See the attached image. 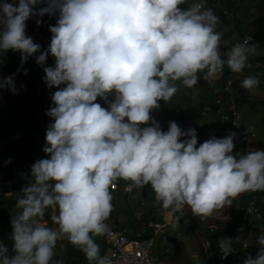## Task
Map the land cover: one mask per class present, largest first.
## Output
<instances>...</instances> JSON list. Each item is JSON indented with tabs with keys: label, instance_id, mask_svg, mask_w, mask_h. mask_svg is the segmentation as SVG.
Masks as SVG:
<instances>
[{
	"label": "clouds",
	"instance_id": "clouds-1",
	"mask_svg": "<svg viewBox=\"0 0 264 264\" xmlns=\"http://www.w3.org/2000/svg\"><path fill=\"white\" fill-rule=\"evenodd\" d=\"M40 3L0 0V51H18L21 65L38 53L45 85L56 88L45 110L52 118L44 133L47 155L30 165L17 194L11 248L0 241V264H64L54 249L65 238L89 264H106L93 237L109 231L110 186L118 180L128 182L126 192L149 186L169 215L187 206L207 217L240 193L264 191V149L234 153L235 132L197 145L194 128L169 120L162 130L150 115L176 93L175 81L192 88L198 74L212 80L225 65L240 73L256 49L251 37L223 52L219 17L203 0L183 8L186 0H46L36 8ZM44 14L57 19L41 51L25 22ZM49 55L54 64L45 66ZM240 83L251 90L259 79L248 75ZM3 88L16 94L13 75L0 79ZM232 240L217 241L222 259L233 251ZM257 245L243 264H264V227Z\"/></svg>",
	"mask_w": 264,
	"mask_h": 264
},
{
	"label": "rangeland",
	"instance_id": "rangeland-1",
	"mask_svg": "<svg viewBox=\"0 0 264 264\" xmlns=\"http://www.w3.org/2000/svg\"><path fill=\"white\" fill-rule=\"evenodd\" d=\"M46 0H41V3L36 5V8L43 7L42 2ZM228 0H219V3L217 4V8L215 10H223L227 9V19L224 23H219L216 26V31H221V40L220 43L222 45H225L226 47H229V40L232 36V43L236 44L239 42L238 38V31L235 23V17L239 19L242 23L239 29L244 34L247 32V29L252 33L257 32L259 26H261L262 32L264 33V0H231V5L227 6L225 3ZM192 0H186L185 5H181L180 7H186L187 4L191 3ZM225 2V3H224ZM37 19H40L41 22L44 25V32L43 37H46L48 40L47 45L46 42H42V45H45V49L47 48L49 42L51 33L49 31V25H54L57 19V16L54 14L52 16H49L48 14H44L42 17L38 16H31L27 22V26L36 22ZM25 22V23H27ZM250 25L248 26V23ZM252 33V34H253ZM234 34V35H232ZM260 34V32H259ZM257 36V34H256ZM263 41V40H262ZM256 45V48L259 50V52L263 53L264 57V42L260 43V41ZM256 44V43H255ZM225 47V48H226ZM44 49V50H45ZM259 52H256V54H260ZM6 62L1 64L0 67V76L3 78L5 76H9V74L4 70L6 65H11L14 61L12 59V53L11 49H9L7 52H5ZM48 60L51 62L54 61L53 57L48 56ZM49 62V63H50ZM53 64L50 63L47 66H52ZM44 73V72H43ZM202 77H199L201 79ZM15 82H20L19 85L22 87L21 90H23V95L18 98V94H11L10 98L5 96L4 104L0 102V105L2 109H8L10 116L7 120L0 121V150L5 148L9 135L6 134L8 131H18L21 132L24 135H27L30 137L31 135H35L33 133V128H35L34 124H37L39 128L41 129V132H39V137L36 136L37 140H39V143L44 146L45 142L40 140V137L45 133L46 127L49 124V119L47 115H45V110L51 105L50 100V92H53L56 90V88L49 89L45 83L40 82L37 80L36 75L27 72V73H15L14 77ZM31 83L34 85V87H31ZM177 86L176 93L167 101L163 102L160 101V107L153 109L150 112V115L155 118L157 113L166 114L167 107L170 106L173 103H182L185 98L188 99L191 97V103H194L196 101L195 95H191L189 88L182 85L179 81L174 82ZM62 87V86H61ZM195 89V86H193ZM194 91V90H193ZM3 92V93H2ZM8 94V89L3 88L0 91V98H4L3 94ZM11 92L9 91V94ZM245 94L244 99L238 100L239 105V119L240 123L242 122L245 126H252L254 128V131L256 133L257 139L264 140V123L262 122V118L264 117V78L259 79V84L254 87L253 89L249 90L246 89V91L243 92ZM186 95V96H184ZM1 101V99H0ZM101 104V106L106 107L103 100H101L100 97H97V101ZM213 119V118H212ZM218 122V120H217ZM241 123V124H242ZM31 124V127H30ZM24 127V128H22ZM29 127V128H27ZM33 127V128H32ZM214 129L216 133H220V130L223 132L228 131V127H223L221 129L219 126L215 125ZM230 130V129H229ZM43 147L41 146V149ZM9 151V149H8ZM43 153V152H42ZM10 158L8 155H6L2 161L5 162ZM5 164V163H4ZM14 171H17L15 168ZM2 170H0V179L3 181H0V192L4 189L10 188V190L13 192L10 194V196H3V200L5 203L4 206H14V202L16 201L17 194L20 193L19 183L15 184V181L11 179H5L2 175ZM19 173V172H18ZM24 173L26 177L30 176V168L26 172H20ZM17 174V177H21V175ZM21 177L20 179L25 181L26 178ZM122 181V180H121ZM118 183V182H117ZM15 187H13V186ZM22 187V186H21ZM17 191H14V190ZM114 196L112 195V199L116 203V210L113 213V219L115 220L116 215H119L120 219H126V226L134 225L136 222V216L132 212V205L133 201L128 200L126 197V193L123 192L121 183H118V187L113 190ZM126 194V195H125ZM19 211V210H18ZM162 209L160 207L155 208L154 207V214L158 220H162ZM227 218V216H225ZM108 220V219H107ZM49 225L50 222L46 220ZM138 222L140 221L137 220ZM212 221L209 219L205 220L204 223L206 227L197 226L188 228L185 224L182 222H179L175 219L174 227L167 226L165 228L164 232L165 234H169L173 228H176V230L179 232V237H169L167 240L162 239L161 234H153L152 233V247H151V254L153 257H156L160 259L161 264H207V257L206 255H203L201 252V238L204 233L208 232V229L210 227V224ZM115 223V221H114ZM140 224H143V221L139 222ZM93 239L95 242L99 245V253L104 252L105 247V241L103 242V237L101 236H94ZM211 250L214 252L215 250ZM56 257L54 258H61V255H65L67 252L69 255V251L71 252L70 255H74L75 253L80 252L78 248L75 249V247H70L68 244V241L65 239L58 240L56 247L54 249ZM108 252V251H106ZM205 256V258H204ZM66 259V260H64ZM73 259H78L77 257H73ZM157 259V260H158ZM72 260V259H71ZM64 264H89V262L85 259L84 254L83 257L78 260L76 263H71L68 261L67 258H63ZM94 262V261H93Z\"/></svg>",
	"mask_w": 264,
	"mask_h": 264
},
{
	"label": "crops",
	"instance_id": "crops-1",
	"mask_svg": "<svg viewBox=\"0 0 264 264\" xmlns=\"http://www.w3.org/2000/svg\"><path fill=\"white\" fill-rule=\"evenodd\" d=\"M10 1L13 2V0H10ZM215 8H217V5H215ZM219 23L221 24L224 22L219 21ZM235 23H236L237 29H239L242 22L239 19H237V17H235ZM27 24H28V22L26 23V27H27ZM249 25H250V23H248V26ZM247 31H249V30L247 29ZM44 32H47V29ZM220 33H221V31H220ZM232 35H234V34H232ZM262 42H264V40L261 41L260 43H262ZM257 43L258 42H256V44L255 43H252V44L257 45ZM228 44H229L230 48L234 45L232 43V36H231ZM45 47L46 46L41 47L40 50L43 51L45 49ZM225 47H226L225 45L221 44V50L223 52H227L230 49L228 47H226V48ZM256 52H259V50L257 48L255 49V52L249 56L254 57V58H261V59L263 58V60H264L263 53L259 52L260 54H256ZM49 57H52V56L49 55ZM5 62H6L5 53L0 51V67H1V64L5 63ZM18 68H19V71L17 70ZM24 69H27V72H28L27 67L22 69L19 67L18 63L15 61H13L11 65H6L4 68V70H6V72L9 75H13L14 77H15L16 72L24 73ZM251 76H255L258 79L264 78V66L262 68L258 69L256 71V73L254 75H251ZM199 77H202V76L200 74H198V81L194 85L195 89L193 87L189 88L190 94L191 95L193 94L196 97V101L194 103H191V97L188 99L185 98V100L180 104L173 103L170 106H168L166 114L157 113L156 117L154 118L156 121L159 122L162 130L167 129V124H168L169 120L175 121L177 123V125L182 130H185L188 128H194L196 130V135H197V145H199V143L203 142L204 140L210 138L211 136L222 137L224 134H226L227 132L230 131L228 128L227 132H223L222 130H220V133H216V131L214 129L215 125L219 126L221 129H223V127H225L223 124H221L219 122L216 115L213 113V105H212L213 103L212 102H213V97L216 93V90H213L212 88H209L208 86H206L203 83L204 79L203 78L199 79ZM0 79H2L1 76H0ZM213 80L215 83L220 82L219 75H217V77ZM235 82H236L235 83V91H236V98H237V108L239 110L240 108L238 105V100L245 98V94L243 92L246 91V89L241 87V83H240L241 80H236ZM14 83H15V86L17 89L16 94H18L17 96L19 98L20 96L23 95L24 92H23V90H21L22 87H20L21 84L19 85L20 82L14 81ZM1 90L2 89H0V91ZM11 94H13V93L11 92L9 94V90H8V94H7L8 98H10ZM3 95H6V94L4 93ZM14 96H15V94H14ZM184 96H186V95H184ZM0 99H1L0 102L2 104H4L5 97L0 98ZM217 120H218V122H217ZM243 125L244 124L242 123L241 126H243ZM34 126H35V128H33V127L32 128H33V133L35 135H31L30 137H28L26 135L21 140L23 143L28 142V143H34L36 145L37 150H35L33 157L30 158L31 164L36 159L46 158V155H47L41 149V146L43 147V145H41V143H39V140H37V138H36V136L39 137V132H41V129L39 128V126L37 124H34ZM30 127H31V124H30ZM22 128H24V127H22ZM27 128H29V127H27ZM30 138L33 140L32 142H29ZM40 140L45 142L44 141V134L40 137ZM21 141H19V143ZM257 149H264V140L256 138V146L254 148H252L251 150L250 149L246 150V147H245V150H243V151L238 146V142L234 141V149H233L234 153L239 152L240 154H244V153H247L249 151H254ZM20 178L21 177L16 176L14 180H15V184L19 183V185H20L19 188L21 189L22 188L21 186L26 184L27 180L23 181ZM8 190H9V192L6 193L7 195H10L13 193L9 188H8ZM14 191H17V190H14ZM111 194L114 196V191H111ZM243 196H244V192L240 193L238 196L233 198L231 205H226L222 208L216 209V210H214V212L210 216H207V217L194 216L191 213L190 209L187 206H185V208L182 210L183 211L182 223L185 224L188 228L197 227V226H202L205 228L206 225H205L204 221L208 220V219H209V221L211 220L212 222L208 225H211L215 228V230L212 234V241H213L212 242V248L219 255H221V252L218 249L217 241L223 237L233 238L231 246H238L241 244V242L246 241L252 245L254 252L257 253V247H258L257 235L259 234L260 229L262 227H264V191L257 190V194L250 197V200L248 201V203L249 204L253 203L257 208V212L254 214L248 215L245 218H244L243 213H242L243 209H245L244 208L245 206L241 207V205L243 203ZM126 197L128 198V200L133 201V205H132L133 214L139 216L140 221H143L144 223L140 224L139 223L140 221L138 222L137 218H134V219H136L135 224L127 227L126 226V219L121 220L119 215H116L115 220H114L115 223L114 222L113 223L118 225L119 227L125 229L129 235H134L137 232H139L140 234H144L147 229H148V231H152V229L149 226H146V224L148 221H152V220L155 221L158 219L156 218V216L153 212L154 207H152V205L149 202V200L152 199V197H154V194L151 191L150 187L145 185L143 188L135 189L132 194L126 195ZM141 197L146 199L145 205H140L139 198H141ZM257 200L259 201L258 203H257ZM158 207H160V206H157L155 208H158ZM225 216H227V218H225ZM161 217H162V220H166V221L172 220L175 222L174 214L169 215L164 210L162 211ZM46 219L47 218H45V220ZM47 220L50 221L49 219H47ZM175 232H178V231L176 230V231H174V233ZM236 237H239V239H237ZM103 242H104V240H103ZM105 245H106V243H105ZM104 250H105L104 252H106L107 247H105ZM240 251H242V250L240 249ZM55 257H56V255H55ZM64 257L67 258L69 262L76 263L78 260H80L83 257V253L80 251L78 253H75L74 255H70V254L68 255V253L66 252L65 255H61V259H63ZM73 257H77L78 259H73ZM204 258H205V256H204ZM154 259L156 261L160 262V259H158L156 257H154ZM64 260H66V259H64Z\"/></svg>",
	"mask_w": 264,
	"mask_h": 264
},
{
	"label": "built area",
	"instance_id": "built-area-1",
	"mask_svg": "<svg viewBox=\"0 0 264 264\" xmlns=\"http://www.w3.org/2000/svg\"><path fill=\"white\" fill-rule=\"evenodd\" d=\"M209 4L211 7H215L219 3V0H203V6ZM228 10H223V14H227ZM26 35L31 36L33 41L38 43L41 47L47 45V38L43 37L44 25L41 22L37 24L36 22L25 27ZM251 37L249 44L255 41L254 35L247 31L242 35V40L245 38ZM42 42H46L45 45H42ZM12 59L18 63L20 68H28V72L36 75L38 81L43 82V68L35 62V55L29 57L22 65L20 63V53L18 51H12ZM50 61L48 56L45 60V66H47ZM54 64V62L52 63ZM264 66V61L259 58L248 57L246 62V67L240 73L231 72L228 67L225 65L221 73H218L220 77V82L215 83L214 80H204V84L213 90H216V93L213 97V113L216 115L217 119L221 124L230 129L229 132H235L237 137L246 143V150L250 149V144L256 141V133L254 128L250 126H241L239 119V110L237 108V98L235 91V81L242 80L245 76L253 75L255 72ZM52 118H50L49 123ZM229 132L224 134L227 135ZM222 136V137H223ZM235 138V140L237 139ZM22 138L20 132L14 131L11 133V146L9 149V155L11 159L18 158V152L16 150L15 143ZM234 140V141H235ZM35 153L34 146H28V154L26 157L19 160L20 169L22 172H26L30 168V157H33ZM128 183L127 181L122 180V190L127 195H130L134 192L135 188L131 191H124V185ZM118 187V184L115 182L114 185L110 186V192L115 190ZM152 207L158 206L154 202V197L149 200ZM140 205L146 204V199L141 197L139 198ZM116 210V203L112 199V209L110 212L108 220L105 223L108 225L109 231L105 233L103 239L107 245L108 252H102L100 255L104 257L106 264H161L159 261H156L151 254V247L153 238H143L139 232L134 235H129L127 231L118 225L114 224L113 213ZM257 212V208L253 203L248 204L243 212L244 218L248 215L254 214ZM137 220L140 219L139 216H136ZM172 220H155L148 221V226L152 229L153 234H161L162 239H168L169 237H179V233L175 232L176 228H173L169 234H165V228L167 226L174 227ZM215 228L210 226L207 233H204L201 238V251L207 257V264H243V260L251 255L255 256L256 253L253 250V247L250 243L243 241L238 246H231L232 252H230L227 257L221 258V255L213 252L211 250V234L214 232ZM240 249L242 251H240ZM95 264V262H92Z\"/></svg>",
	"mask_w": 264,
	"mask_h": 264
},
{
	"label": "trees",
	"instance_id": "trees-1",
	"mask_svg": "<svg viewBox=\"0 0 264 264\" xmlns=\"http://www.w3.org/2000/svg\"><path fill=\"white\" fill-rule=\"evenodd\" d=\"M8 2H11V1L8 0ZM42 4H43V7L46 6V1L42 2ZM231 4H232L231 3V0H228L225 3V5H227V6H230ZM205 7L206 8H211L213 10L214 14L219 17V21L225 22V20L227 19V16L228 15L227 14H223L221 10L220 11L219 10H215V7H211L208 3L206 4ZM237 31H238V38H239V42H240L243 33L241 32L240 29H237ZM259 32H260V34H259ZM256 34H257V36H256ZM253 35L255 37V43L258 40L260 42L262 40H264V33L262 32L261 26H259L257 32L253 33ZM203 83H204V80H203ZM31 85H32L31 87H34V85L32 83H31ZM5 96L8 97V95H4V97ZM9 116H10V114H9L8 109H2V107L0 105V121L7 120ZM262 122L264 123V117L262 118ZM6 135L7 136L9 135V139H8V143H7L6 147L0 150V170L3 171L2 172V175H3V177L5 179H11V180L15 181L14 179L17 176V174H19L20 172H22L21 169H20V164H19V160L20 159L19 158L26 157V155L28 154V146H30V145L34 146V148L36 150V145L34 143H28L26 141H25L26 143H23L21 140L26 135L21 134L22 135V138L15 143L16 150L18 152V158L16 160H14V161L11 160L10 163L4 164V162L2 161V159L6 155H8L10 157L8 149H10V146H11V140H10L11 131H8V133ZM19 141H21V142L19 143ZM32 141L33 140L30 138L29 139V142H32ZM236 142H238V146L241 148L242 151L245 150L246 143L244 141H242L239 137H237ZM255 146H256V141L250 144V150L252 148H254ZM15 168L17 169V171H14ZM0 181H3V180L0 179ZM117 182L118 183H121V180H118ZM8 192H9V190L7 188L4 189V190H2L0 192V241H3L6 245L9 246V248H11V239H10V234H11L10 217L13 216V215H15L18 212V209L15 207V202H14V206L13 207H11V204L10 203H9L10 206H7V205L4 206L3 205L5 203H8V202H5L3 200V196H6V193H8ZM255 194H257V190L244 192L243 203H242L241 207H244V206L246 207L249 204L248 201L250 200V197L253 196V195H255ZM7 196H10V195H7ZM258 202L259 201L257 200V203ZM243 212H244V209H243L242 213ZM45 218L48 219V214L47 213L45 215ZM174 218L177 221L182 222V220H183V211H182V214H179V213L174 214ZM49 222H50V225H51V221H49ZM52 226H54V225H52ZM146 226H148V225L146 224ZM142 237L143 238L152 237V231H148V229H147L146 232L142 235ZM68 244H69L70 247H75V246H73L70 243H68ZM76 248L77 247H75V249ZM70 253L71 252L69 251V254Z\"/></svg>",
	"mask_w": 264,
	"mask_h": 264
}]
</instances>
